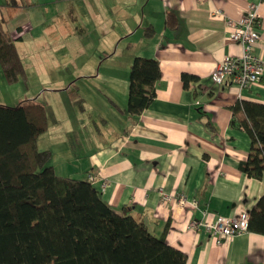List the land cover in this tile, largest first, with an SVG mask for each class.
<instances>
[{"label": "crops", "instance_id": "crops-1", "mask_svg": "<svg viewBox=\"0 0 264 264\" xmlns=\"http://www.w3.org/2000/svg\"><path fill=\"white\" fill-rule=\"evenodd\" d=\"M256 1L0 0V19L24 70L23 57L41 74L60 70V59H77L78 43L79 77L107 91V112H97L92 122L77 109L78 92L66 94L67 99L54 93V102L44 105L47 128L36 139L37 147L47 151L46 162L58 175H96L92 185L102 199L143 221L155 235L165 230L166 241L185 252V264H264L263 234L247 230L217 243L189 225L201 216L200 209L208 218L245 214L264 192V171L254 178L238 168L250 139L231 123L229 108L240 98L264 102V85L239 87L229 76L221 83L210 79L222 57L241 52L229 38L227 19L239 18ZM168 10L176 17L173 27L164 23ZM257 14L254 53L264 60V0L258 1ZM135 55L156 58L160 76L150 104L130 114L128 75ZM89 59L97 61L96 70ZM183 72L198 80L184 88ZM71 80L61 77L60 86L51 90L65 94L75 85ZM70 102L75 117L69 114ZM160 189L184 194L197 205L162 202Z\"/></svg>", "mask_w": 264, "mask_h": 264}, {"label": "trees", "instance_id": "trees-1", "mask_svg": "<svg viewBox=\"0 0 264 264\" xmlns=\"http://www.w3.org/2000/svg\"><path fill=\"white\" fill-rule=\"evenodd\" d=\"M164 23L175 25L171 10ZM0 70L7 82L25 76L1 19ZM159 76L156 58L133 56L128 113L138 114L150 104ZM180 77L184 88L198 80L186 72ZM259 81L264 85V73ZM229 108L231 123L250 139L238 168L259 178L264 171V102L240 98ZM46 128L45 106L35 98L0 103V264H185V252L166 241L165 230L155 235L143 221L116 211L87 177L58 175L46 162L47 151L36 144ZM246 228L264 235V192L247 212Z\"/></svg>", "mask_w": 264, "mask_h": 264}, {"label": "built area", "instance_id": "built-area-1", "mask_svg": "<svg viewBox=\"0 0 264 264\" xmlns=\"http://www.w3.org/2000/svg\"><path fill=\"white\" fill-rule=\"evenodd\" d=\"M258 1L250 3L248 9L235 20L227 19L231 26L229 38L240 44L241 52L237 56L225 55L215 66L210 74V79L215 83H221L226 76L239 87H247L251 83L259 81L264 73V60L254 53V44L259 37L258 29L260 20L257 14ZM87 178L93 183L96 175L88 174ZM105 181H102L103 186ZM162 202L175 199L178 206L196 207L197 202L184 194L169 195L160 189ZM201 216L191 220L189 225L203 229L213 236L217 243L230 240L233 236L247 231V213L237 216H225L216 214L213 218L207 217V210L200 209Z\"/></svg>", "mask_w": 264, "mask_h": 264}, {"label": "rangeland", "instance_id": "rangeland-1", "mask_svg": "<svg viewBox=\"0 0 264 264\" xmlns=\"http://www.w3.org/2000/svg\"><path fill=\"white\" fill-rule=\"evenodd\" d=\"M68 43L69 39L66 45H68ZM75 50L77 59H72L65 56L64 59H60V64L63 68H61L60 70L50 69L48 74L45 75L41 74L42 70H40L39 68L33 67V70L29 69L28 62L25 57H23V62L26 70L24 78H19L15 82H7L0 70V103L14 105L17 104L20 100L35 98L37 101L43 103L46 106H49L52 102H54L52 98L55 95L54 93L61 92L63 94H60L58 97H64V99H67L66 94L72 97L71 94H73V92H78L77 96L79 99L77 103V109L82 110L81 113H83V115L81 113L80 114L84 119L88 118L92 122L93 119L97 118V112L100 114H104L105 112H107L104 111L106 110L105 103L107 101V97L105 93L107 91H104V89L98 87L96 84L90 82L89 80L82 81V79L78 75L77 68L78 61H80V59H78V43ZM87 61L93 62V70H96L98 68V64L95 59H89ZM100 70L101 72H105L102 69ZM64 76H66L67 79H72L77 87L75 85H72L71 88L67 90V92H65V94L64 91L53 92V90L51 89L60 86L59 79ZM97 81L101 83V81L103 80L100 78ZM74 104L76 103L74 102ZM67 105L69 108V114H73V111H75L73 103L70 102ZM74 122L78 128V120L75 119Z\"/></svg>", "mask_w": 264, "mask_h": 264}]
</instances>
